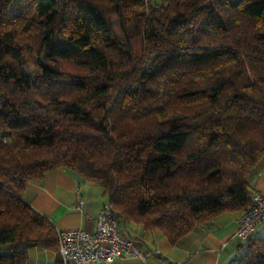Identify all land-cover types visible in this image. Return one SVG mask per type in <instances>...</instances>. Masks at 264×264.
Here are the masks:
<instances>
[{"label":"trees","instance_id":"1","mask_svg":"<svg viewBox=\"0 0 264 264\" xmlns=\"http://www.w3.org/2000/svg\"><path fill=\"white\" fill-rule=\"evenodd\" d=\"M262 159L264 0H0V264L57 252L22 199L48 172L175 245L245 211ZM226 264H264L263 228Z\"/></svg>","mask_w":264,"mask_h":264},{"label":"crops","instance_id":"2","mask_svg":"<svg viewBox=\"0 0 264 264\" xmlns=\"http://www.w3.org/2000/svg\"><path fill=\"white\" fill-rule=\"evenodd\" d=\"M251 191L264 192V159L251 181ZM22 199L46 217L57 233L65 230H95L94 219L108 199L96 183L84 181L65 170L48 172L43 180L29 182ZM78 199L83 205L77 207ZM242 212L224 213L210 223L195 228L177 244L170 245L159 230L145 229L141 224L120 220V231L137 239L144 260L120 257L109 264H226L235 255L239 241L234 237L236 220ZM260 225L256 231L261 230ZM57 252L41 248L28 250L25 264H56Z\"/></svg>","mask_w":264,"mask_h":264},{"label":"built area","instance_id":"3","mask_svg":"<svg viewBox=\"0 0 264 264\" xmlns=\"http://www.w3.org/2000/svg\"><path fill=\"white\" fill-rule=\"evenodd\" d=\"M77 207L83 205L78 199ZM264 223V192L252 191L250 206L236 220L234 237L245 241ZM93 232L73 229L58 233L57 254L63 264H109L120 257L144 260V253L137 239H129L120 231V221L107 201L94 219Z\"/></svg>","mask_w":264,"mask_h":264}]
</instances>
